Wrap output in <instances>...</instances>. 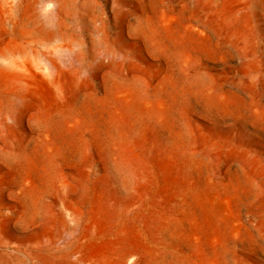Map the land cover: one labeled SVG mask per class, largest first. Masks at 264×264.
I'll use <instances>...</instances> for the list:
<instances>
[{
	"label": "rangeland",
	"instance_id": "rangeland-1",
	"mask_svg": "<svg viewBox=\"0 0 264 264\" xmlns=\"http://www.w3.org/2000/svg\"><path fill=\"white\" fill-rule=\"evenodd\" d=\"M1 2L0 264H264V0Z\"/></svg>",
	"mask_w": 264,
	"mask_h": 264
},
{
	"label": "bare ground",
	"instance_id": "bare-ground-1",
	"mask_svg": "<svg viewBox=\"0 0 264 264\" xmlns=\"http://www.w3.org/2000/svg\"><path fill=\"white\" fill-rule=\"evenodd\" d=\"M1 3L2 4H0V10L3 9V6L5 5L6 2H1ZM34 3L46 13L45 24L47 25H51V23H53L51 21L52 14L62 15L68 8L67 0H34ZM58 26L59 24L55 22L54 27L52 26L54 29H51V28L42 29L40 30L41 34L43 36L50 37L48 35H53L54 31L58 28ZM66 48H67V45L64 43H58L56 45V49L58 50H65ZM17 67L21 68L22 67L21 63H17L13 61L10 62L5 67H0V88L3 87L6 89L15 90L19 93L25 92L26 82H25L23 75L18 72L12 71L13 68H17ZM19 214L22 215L21 213ZM3 227L4 226L0 219V246L6 247V245L9 244V240L4 233ZM12 228L14 231H16L17 222L13 224ZM32 228L33 227H26L23 230H21L20 233L26 235L31 232Z\"/></svg>",
	"mask_w": 264,
	"mask_h": 264
}]
</instances>
